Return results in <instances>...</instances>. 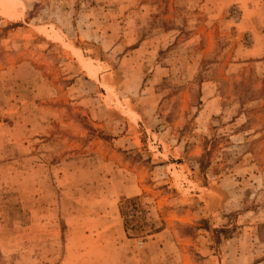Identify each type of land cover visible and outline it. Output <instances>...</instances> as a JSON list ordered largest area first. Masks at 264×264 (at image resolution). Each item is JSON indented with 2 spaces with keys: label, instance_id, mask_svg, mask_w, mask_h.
<instances>
[{
  "label": "rangeland",
  "instance_id": "obj_1",
  "mask_svg": "<svg viewBox=\"0 0 264 264\" xmlns=\"http://www.w3.org/2000/svg\"><path fill=\"white\" fill-rule=\"evenodd\" d=\"M0 264H264V0H0Z\"/></svg>",
  "mask_w": 264,
  "mask_h": 264
},
{
  "label": "trees",
  "instance_id": "obj_2",
  "mask_svg": "<svg viewBox=\"0 0 264 264\" xmlns=\"http://www.w3.org/2000/svg\"><path fill=\"white\" fill-rule=\"evenodd\" d=\"M127 229V228H126Z\"/></svg>",
  "mask_w": 264,
  "mask_h": 264
}]
</instances>
